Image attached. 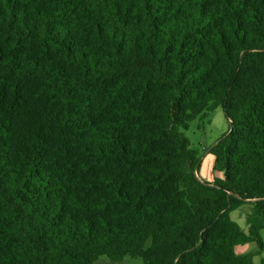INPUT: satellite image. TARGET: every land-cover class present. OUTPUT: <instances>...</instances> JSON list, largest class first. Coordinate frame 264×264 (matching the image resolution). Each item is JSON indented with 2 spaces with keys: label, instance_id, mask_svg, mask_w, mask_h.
Segmentation results:
<instances>
[{
  "label": "trees",
  "instance_id": "trees-1",
  "mask_svg": "<svg viewBox=\"0 0 264 264\" xmlns=\"http://www.w3.org/2000/svg\"><path fill=\"white\" fill-rule=\"evenodd\" d=\"M263 229L264 0H0V264H254Z\"/></svg>",
  "mask_w": 264,
  "mask_h": 264
},
{
  "label": "rangeland",
  "instance_id": "rangeland-1",
  "mask_svg": "<svg viewBox=\"0 0 264 264\" xmlns=\"http://www.w3.org/2000/svg\"><path fill=\"white\" fill-rule=\"evenodd\" d=\"M228 128L229 122L224 111L222 107H218L207 119H197L191 122L189 128L184 131L190 140L191 147L197 150L201 156L198 171L203 177H207L212 172L213 168V157L211 155L205 157L206 153H208V149L228 132ZM238 211V209L233 211V217H235ZM237 219H239L238 223L242 224L241 217H238ZM251 247V254H247L251 255L253 263L257 264L260 260L259 255H262L264 258V252L261 251L262 249L256 241H254V244H252ZM93 264H144V262L141 257H132L128 255L125 256L122 261L117 262L103 255L98 257Z\"/></svg>",
  "mask_w": 264,
  "mask_h": 264
},
{
  "label": "crops",
  "instance_id": "crops-1",
  "mask_svg": "<svg viewBox=\"0 0 264 264\" xmlns=\"http://www.w3.org/2000/svg\"><path fill=\"white\" fill-rule=\"evenodd\" d=\"M210 155L213 157V166H214V156L208 152V153H206L205 157H209ZM215 176L222 177L223 174L221 172L214 170L213 168H212V172L207 177H203V175H201L199 172V177L202 179H205L206 181H209V182H212ZM253 206H254L253 202L242 204L239 207L230 211V213H229L230 218L233 221H235L242 228V230L244 232H248L249 224L247 223V219H248V216L253 211ZM243 207H246V208H243ZM237 209L239 211L237 212L235 217H233V211H236ZM238 217H241L242 224L238 223V220H239V219H237ZM254 241H256L260 245V248L262 249L261 251L264 252V229L260 231V238L254 240ZM254 241L249 242V243H245V244L236 245L235 246V252L237 254H247V253L251 254V250H252L251 246H252V244H254ZM257 254H258V250H257ZM259 256H260V260L257 264H264V258L262 257V255H259Z\"/></svg>",
  "mask_w": 264,
  "mask_h": 264
}]
</instances>
